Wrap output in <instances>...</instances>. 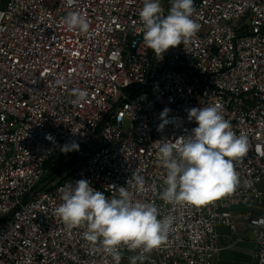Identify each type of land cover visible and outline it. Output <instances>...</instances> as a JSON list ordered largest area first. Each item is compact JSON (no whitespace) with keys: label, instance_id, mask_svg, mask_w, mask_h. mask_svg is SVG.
Returning a JSON list of instances; mask_svg holds the SVG:
<instances>
[{"label":"built area","instance_id":"2783aa9c","mask_svg":"<svg viewBox=\"0 0 264 264\" xmlns=\"http://www.w3.org/2000/svg\"><path fill=\"white\" fill-rule=\"evenodd\" d=\"M3 1L0 264H115L99 241L85 240L86 227L68 229L55 213L61 188L80 179L108 197L125 187L133 201L155 203L158 219L173 217L160 246L122 245L120 264L139 256L136 264H213L217 227L236 235L244 222L255 233L252 264H264V0H194L199 31L162 59L142 43L143 0ZM161 5L167 15L170 0ZM70 12L87 18V33L63 23ZM74 89L88 92L85 102L73 103ZM210 105L249 140L235 162L240 186L201 206L167 204L157 141L178 143L197 126L188 110ZM71 143L80 157L68 165L74 150L61 149ZM134 172L142 192L127 183ZM244 204L257 214L231 211Z\"/></svg>","mask_w":264,"mask_h":264},{"label":"clouds","instance_id":"9594fccd","mask_svg":"<svg viewBox=\"0 0 264 264\" xmlns=\"http://www.w3.org/2000/svg\"><path fill=\"white\" fill-rule=\"evenodd\" d=\"M167 15L161 0H143L139 12L142 23V43L154 51L159 59L170 48L188 43L199 31L200 25L192 18L194 0H170ZM63 23L69 29L87 33L89 22L79 12H70ZM63 78L56 84L63 86ZM74 104L85 102L88 92L74 89ZM161 114L164 119L169 112ZM188 120L195 121L191 133L172 144L157 141L158 156L166 169V185L159 198L170 205L201 206L215 199L233 194L240 186L235 162L242 161L249 150L246 135L237 136L229 121L217 106L193 107L188 110ZM167 123V120H165ZM162 127V126H161ZM51 139V137H48ZM78 144L62 147L63 152L78 150ZM133 182L137 191H144L143 176L134 172L127 183ZM245 186L247 181H245ZM117 195L108 197L96 190L87 179L66 184L61 188L62 203L55 209L56 215L68 229L86 227L84 238L95 245L98 241L103 251L115 264H120V247L149 253L166 240L173 225V217L158 219L159 209L153 202L133 201L125 187L116 189ZM143 256L133 257L132 264Z\"/></svg>","mask_w":264,"mask_h":264},{"label":"crops","instance_id":"0c3cea01","mask_svg":"<svg viewBox=\"0 0 264 264\" xmlns=\"http://www.w3.org/2000/svg\"><path fill=\"white\" fill-rule=\"evenodd\" d=\"M9 0L3 1L5 6ZM235 215L257 212L252 204L238 205L231 208ZM218 246L213 264H252L255 252V233L249 223L244 222L236 235H232L226 226L217 227Z\"/></svg>","mask_w":264,"mask_h":264},{"label":"trees","instance_id":"16d2710c","mask_svg":"<svg viewBox=\"0 0 264 264\" xmlns=\"http://www.w3.org/2000/svg\"><path fill=\"white\" fill-rule=\"evenodd\" d=\"M72 154H73V158H72V160L68 163V165L74 164V163L76 162V160L80 157V154H79V151H78V150H74V151H72ZM63 170H64V169H61V170H59V171H56V173H58V172H62ZM56 173H54V174H56ZM54 174H53V173H49V174L45 177V179H44V181H43V184L46 183V182H48V181L53 177Z\"/></svg>","mask_w":264,"mask_h":264},{"label":"rangeland","instance_id":"374dc122","mask_svg":"<svg viewBox=\"0 0 264 264\" xmlns=\"http://www.w3.org/2000/svg\"><path fill=\"white\" fill-rule=\"evenodd\" d=\"M47 3H49V1L47 0ZM125 128L128 129L129 128V124L128 122L125 124ZM62 169V165L58 166L54 171H51L52 173L53 172H56V171H59ZM49 174V173H48Z\"/></svg>","mask_w":264,"mask_h":264},{"label":"water","instance_id":"95a60500","mask_svg":"<svg viewBox=\"0 0 264 264\" xmlns=\"http://www.w3.org/2000/svg\"><path fill=\"white\" fill-rule=\"evenodd\" d=\"M42 188H39L35 193L34 196L41 190Z\"/></svg>","mask_w":264,"mask_h":264}]
</instances>
